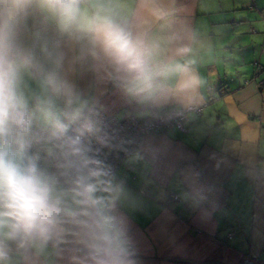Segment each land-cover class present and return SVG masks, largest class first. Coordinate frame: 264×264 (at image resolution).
<instances>
[{"label":"clouds","instance_id":"1","mask_svg":"<svg viewBox=\"0 0 264 264\" xmlns=\"http://www.w3.org/2000/svg\"><path fill=\"white\" fill-rule=\"evenodd\" d=\"M135 15L132 0H0V264L61 244L74 264H136L99 101L73 77L87 65L145 105L190 99L200 80L193 39L134 32Z\"/></svg>","mask_w":264,"mask_h":264},{"label":"crops","instance_id":"2","mask_svg":"<svg viewBox=\"0 0 264 264\" xmlns=\"http://www.w3.org/2000/svg\"><path fill=\"white\" fill-rule=\"evenodd\" d=\"M132 5L134 32L193 39L190 59L200 80L193 96L145 105L95 82L87 65L78 66L73 78L108 116L202 109L188 114L186 132L145 136L113 175L122 186L115 211L125 222L136 264H243L246 257L264 264V2ZM29 23L41 26L42 20L35 16ZM78 255L73 245L61 244L32 264H74Z\"/></svg>","mask_w":264,"mask_h":264},{"label":"built area","instance_id":"3","mask_svg":"<svg viewBox=\"0 0 264 264\" xmlns=\"http://www.w3.org/2000/svg\"><path fill=\"white\" fill-rule=\"evenodd\" d=\"M192 111L200 114L202 109L173 106L145 117L131 113L123 118L108 116L100 110L99 118L107 138L106 145H98L100 158L111 168L114 175L119 166L138 151L145 136L159 135L171 129L186 132L188 114ZM173 199L178 198L173 196ZM243 264H255V261L246 257Z\"/></svg>","mask_w":264,"mask_h":264},{"label":"rangeland","instance_id":"4","mask_svg":"<svg viewBox=\"0 0 264 264\" xmlns=\"http://www.w3.org/2000/svg\"><path fill=\"white\" fill-rule=\"evenodd\" d=\"M264 2V0H262Z\"/></svg>","mask_w":264,"mask_h":264}]
</instances>
